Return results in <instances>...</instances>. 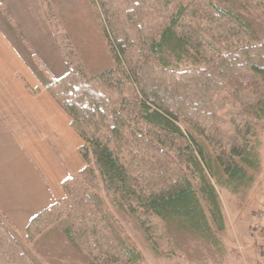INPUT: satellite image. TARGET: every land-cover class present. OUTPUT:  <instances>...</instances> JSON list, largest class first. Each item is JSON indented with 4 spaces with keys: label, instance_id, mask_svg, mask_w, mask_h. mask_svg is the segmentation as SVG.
I'll return each mask as SVG.
<instances>
[{
    "label": "trees",
    "instance_id": "obj_1",
    "mask_svg": "<svg viewBox=\"0 0 264 264\" xmlns=\"http://www.w3.org/2000/svg\"><path fill=\"white\" fill-rule=\"evenodd\" d=\"M181 1L160 0L161 9L177 3L176 12L152 31L143 26L147 24L143 10L155 7L145 0H118L116 6L113 0H96L114 68L93 78L67 65L65 74L54 79L23 41L36 76L83 140L79 152L86 163L64 181V199L30 221L27 238L38 232L33 231L35 226L45 227V213L57 212L68 220L66 238L93 262L136 258L138 254L107 236L106 217L91 211L100 200L97 190L123 208L140 210L161 223L180 221L189 231L208 236L205 239L217 236L212 227L216 232L223 229L212 175L225 178V185L236 189L245 184L244 179H251L246 178V169L257 166L254 140L255 126L264 118V44L240 45L226 52L209 48L211 55L201 66L171 69V59L181 61L189 52L188 41L175 31L178 19L185 18ZM209 4L216 14H232ZM0 15L12 28L1 6ZM207 20L212 23L214 18L207 16ZM243 73L246 81L240 79ZM96 82L124 92L112 97L100 91ZM248 89L256 101L246 110L231 113L229 98L219 99L223 92L234 99V93ZM181 124L206 140L213 158L205 156L197 139L190 132L185 134ZM173 141L181 143L176 150L197 174L198 189L186 175L173 180L170 168L156 160L169 154L166 147L171 149ZM6 231L0 225V264H33Z\"/></svg>",
    "mask_w": 264,
    "mask_h": 264
},
{
    "label": "rangeland",
    "instance_id": "obj_2",
    "mask_svg": "<svg viewBox=\"0 0 264 264\" xmlns=\"http://www.w3.org/2000/svg\"><path fill=\"white\" fill-rule=\"evenodd\" d=\"M115 1L118 0H113L114 4ZM145 1L155 7L154 10H143L144 23H147L143 26L146 29L149 27L153 31L163 25L164 18L167 20L172 13L175 15L177 3L161 9L160 0ZM191 1L180 2L186 9L185 18L178 19V28L175 29L178 35L188 41L189 52L182 56L181 61L171 59V69L176 66H201L202 61L211 55L209 48L226 52L240 45L264 44V0ZM209 3L230 10L232 14H216L210 10ZM42 6L46 13L48 30L53 36V44L50 46L46 40L43 47L38 45L41 57L33 51L34 48L27 45L36 60L51 74L46 65L49 64L54 79L63 71L66 72L67 65L80 68L88 78L114 68L96 0H42ZM116 10L118 14L122 13L118 8ZM207 16L214 18L212 23L208 22ZM49 47L58 53L57 57L52 56ZM24 49L27 51L26 46ZM31 53L28 51V55ZM26 60L34 71V62L29 56ZM242 75L240 79L246 81L247 74ZM103 78L105 81L110 80L109 76ZM96 84L100 91L112 97L124 92L121 88L114 91L104 88L102 83ZM232 96L234 99L226 92L219 96V99L229 98L230 105L227 109L231 113L246 110L256 101L249 89ZM180 127L185 134L186 131L193 134L205 156L214 157L212 147L197 131H191L184 124ZM255 133L258 163L255 168L246 169V178H251L249 181L244 179L245 184L232 189L225 185V178L212 175V184L223 214V229L216 232L212 227L217 235L215 238L205 239L208 236L189 231L180 221L161 223L140 210L129 211L120 202L97 190L100 200L91 207V211L100 217H106L110 227L106 232L107 236L118 240L128 252L138 254L132 260L122 259L106 264H264V118L255 126ZM178 145L181 143L173 141L171 149L166 147L169 154L163 158L156 157V160L170 168L169 176L173 180H179L186 175L198 189L197 174L195 177L183 156H180L182 153L176 150ZM57 216V212L45 213L43 218L47 224L44 228L35 226L33 231L38 232L28 234L29 238L26 231L22 236L13 230L6 232L33 264H97L77 244L66 239L64 230L69 224L68 220L65 216Z\"/></svg>",
    "mask_w": 264,
    "mask_h": 264
},
{
    "label": "crops",
    "instance_id": "obj_3",
    "mask_svg": "<svg viewBox=\"0 0 264 264\" xmlns=\"http://www.w3.org/2000/svg\"><path fill=\"white\" fill-rule=\"evenodd\" d=\"M0 6L12 22L11 28L0 15V225L22 236L35 216L64 199V181L86 163L70 117L26 60L23 41L39 57L38 45L53 44L42 0H0Z\"/></svg>",
    "mask_w": 264,
    "mask_h": 264
}]
</instances>
